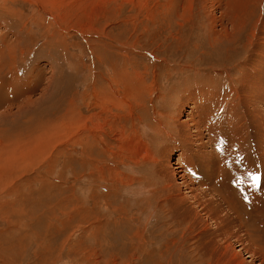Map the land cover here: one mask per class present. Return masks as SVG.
<instances>
[{"label":"rangeland","instance_id":"374dc122","mask_svg":"<svg viewBox=\"0 0 264 264\" xmlns=\"http://www.w3.org/2000/svg\"><path fill=\"white\" fill-rule=\"evenodd\" d=\"M263 83L264 0H0V139L30 148L20 167H0V264L262 263ZM195 89L219 108L218 134L203 127L211 173L187 147L178 159L179 119H202L208 105L195 97L180 115ZM182 160L199 180L218 187L223 174L248 194L252 246L241 229L212 233L183 185L176 202Z\"/></svg>","mask_w":264,"mask_h":264},{"label":"bare ground","instance_id":"6f19581e","mask_svg":"<svg viewBox=\"0 0 264 264\" xmlns=\"http://www.w3.org/2000/svg\"><path fill=\"white\" fill-rule=\"evenodd\" d=\"M5 43V41H4ZM16 45V44H15ZM14 46V45H13ZM11 47V46H8ZM12 48V47H11ZM14 48V47H13ZM13 50V49H12ZM6 61V60H5ZM13 76V75H12ZM19 79V78H17ZM21 79V78H20ZM19 79V80H20ZM10 80V79H9ZM13 81V80H12ZM6 82V81H5ZM16 82V81H15ZM14 82V84H16ZM19 83V82H18ZM20 85V84H19ZM32 85V84H31ZM254 85V86H253ZM264 87V83L261 85ZM7 87V86H6ZM13 87V86H12ZM17 87V86H16ZM242 87H247V88H243V89H247L249 91V94H247L246 98L244 99V104L246 103V105L248 106L249 109H251L252 106H254V98L258 97L259 95H257L255 92L257 90V83H251L250 80L247 79V81L245 80L242 84ZM3 88V87H2ZM10 88V87H9ZM5 89V87H4ZM14 89V88H10ZM1 90V89H0ZM6 90V89H5ZM4 90V91H5ZM8 90V87H7ZM15 90V89H14ZM20 89H18L19 91ZM261 91V89H259ZM17 91V90H16ZM21 91V90H20ZM194 92L190 95H188L187 99L184 101V105H181L180 109H179V113L180 115H190V110L193 109V104H189L190 101H194L195 97H198L200 99H202L203 101H205L206 103H208V105L206 107H204V111L206 113V117L207 119H205V113L202 112V119H193L192 117H187L184 120L179 119V122L182 124L181 127H183V134L181 135V139H183V141H185L186 143H188L187 146L184 147V151L183 152H179V154L184 155L179 158H184L185 157V153L186 152V147L188 149H191L189 151L190 156L192 155V157L195 155L196 157L199 156L200 159L203 160V169L211 171L213 170L210 169V167L216 164V157L214 156L213 150L210 148L209 150H206L204 148H209L210 147V142L207 139L205 133H204V128L203 127H207L208 129V133H212L215 134L217 133V131L219 132L222 127L219 126L220 128H218V126H216L214 124V119H216V115L219 114V108L217 107V104L210 102L212 100V95L213 93H209V97H207L206 95L208 93H203L202 96H199V92L200 89H195L193 90ZM3 92V91H2ZM27 92V90H26ZM24 90V93L27 94ZM10 93V91H9ZM18 93V92H15ZM23 93V92H22ZM8 94V93H7ZM13 94V92L11 93ZM10 94V95H11ZM2 95V94H1ZM28 95V94H27ZM16 96V95H15ZM22 96V95H21ZM21 96H19L20 98H22ZM29 96V95H28ZM206 96V97H205ZM238 96V95H237ZM260 96L262 98H264V91H262V94L260 92ZM8 97V96H7ZM11 97V96H10ZM14 97V96H13ZM16 98H18V95L16 96ZM32 98V97H31ZM30 98V99H31ZM5 99V98H4ZM12 99V98H11ZM10 99V100H11ZM194 99V100H193ZM8 100V101H10ZM6 101V99H5ZM15 101V100H14ZM24 101V100H23ZM32 102V100H30ZM12 102V101H11ZM22 102V101H21ZM27 102V101H26ZM200 102V101H199ZM7 104V102H5ZM204 104V103H203ZM216 105L215 108H212V105ZM235 104V103H234ZM233 105V104H232ZM196 106V105H195ZM192 107V108H191ZM200 107V106H199ZM238 107V104H237ZM195 110V109H194ZM9 109L6 110V112H8ZM255 109H253L251 111V115L252 112H254ZM13 112V111H12ZM5 113V112H4ZM221 114V113H220ZM196 118V117H195ZM211 118V119H210ZM223 120V119H221ZM237 120V119H236ZM235 120V121H236ZM264 120V119H263ZM178 121V119H177ZM213 121V123H212ZM231 122V121H230ZM234 122V121H233ZM218 123V122H217ZM180 124V125H181ZM212 124V125H211ZM238 124V123H237ZM51 125V124H50ZM228 125V124H227ZM231 125V124H230ZM234 127V124H232ZM50 127V126H49ZM230 127V126H229ZM248 127V125L246 126ZM231 128V127H230ZM243 128V127H242ZM249 128V127H248ZM255 128V126H254ZM225 129H228L227 127H225ZM52 130V129H51ZM57 130V128H56ZM230 130V129H229ZM53 131V130H52ZM59 133H63L62 128L58 129ZM54 132V131H53ZM57 132V131H56ZM246 130H243V132L241 131V133H246ZM230 133V132H229ZM255 133L258 135L257 129L255 128ZM218 134V133H217ZM21 135V134H20ZM238 133H236L235 131L231 130V135L229 134V137L231 138V140L227 143L230 148H235L238 146ZM244 136V135H243ZM242 136V137H243ZM8 137V136H7ZM4 136V138H7ZM44 138V137H43ZM59 138V137H58ZM9 139V138H8ZM30 139V138H29ZM46 140H49V138H45ZM44 141L42 140L41 142L36 143L37 144V148H39L38 151H43L45 148L47 149L50 140L49 141ZM56 140V139H55ZM31 141V140H30ZM29 141V142H30ZM40 141V140H39ZM142 141V139H141ZM52 142V141H51ZM2 143V144H1ZM23 143V142H22ZM21 143V144H22ZM192 144V147L189 146V144ZM218 143V142H216ZM264 143V135L262 136V141H260V145L259 148L262 147ZM0 167L1 168H13L15 169V167H20L21 164L15 160L16 158H28L30 156V148L26 149L25 147H18L17 145L14 144L13 140H9L8 142L5 140L3 141V139H0ZM18 144V142H17ZM20 144V145H21ZM24 144V143H23ZM28 144V143H27ZM30 144V143H29ZM214 144V143H213ZM35 146V145H34ZM31 147V146H30ZM33 147V145H32ZM35 147V148H36ZM141 147V146H140ZM213 147V146H212ZM34 148V147H33ZM42 149V150H41ZM140 149V148H139ZM224 150V149H223ZM37 151V153H38ZM46 151V150H45ZM47 152V151H46ZM232 153V150H230V153ZM15 154H21V156H16ZM165 156V155H164ZM168 156V155H167ZM228 155L225 154H221V159L225 162L228 163L227 161ZM20 161V160H19ZM24 161V160H23ZM21 162V161H20ZM183 162V160H182ZM262 164L264 165V160L261 159ZM22 163V162H21ZM229 164V163H228ZM223 165H221L222 167ZM228 166V165H227ZM225 164V167H227ZM229 167V166H228ZM196 168V167H195ZM193 167L192 163H188V165L186 163H182L180 164L178 161V165L176 166V168L174 167V169H172L171 174L174 177V180L177 182L178 179H181L182 184H176V191H178V194H173L174 198L176 199V202H180V203H184L187 201L186 197L184 196V193L181 189V185H183L184 187H186L187 192L189 194V196L196 201V203L199 204V206L201 207V209L204 211L205 215L209 218V220H211L212 222H214L217 226V228L213 231L212 233H216L217 235H224V234H229V232L232 234L236 232V229H241L239 230V232H244L246 237L243 235V237L241 238V242L244 246H250L251 244V239L252 236L250 235L251 233L248 232L249 228V224L246 223L245 219L243 218L242 212H241V207L247 206L250 203V199L248 200V202L245 201V199L249 198L247 193H243L241 192V190L233 183L232 179H234L232 177V179L228 176H225L223 174H216V173H212L213 176H215L216 178H214L212 180L215 181L217 178H221L223 179L220 182V186L216 187L215 183L213 182L212 184L208 181H204V179L201 181L198 178V174L197 171ZM215 168V167H214ZM231 167H229V170ZM235 168V167H234ZM168 169V168H166ZM202 169V168H201ZM219 169V167H218ZM196 171V172H195ZM223 171V170H222ZM228 171V170H227ZM232 171V170H231ZM235 171V170H233ZM218 172V171H216ZM225 172V171H224ZM230 172V171H229ZM167 173V171H166ZM231 173V172H230ZM233 173V172H232ZM210 175V174H209ZM177 179V180H176ZM209 179V178H208ZM210 180V179H209ZM235 180V179H234ZM193 181H198V184H194ZM175 182V183H176ZM174 184V183H173ZM239 186V185H238ZM225 188H228V192L226 194H224V190ZM173 190V189H172ZM227 190V189H226ZM190 198V199H191ZM191 199V200H192ZM190 202V201H189ZM195 203V202H194ZM240 204H243L244 206H241ZM193 209V214L196 213L198 214L197 216H200L201 218H203V216H201L199 211H196L194 207H191ZM252 209V208H251ZM200 210V209H199ZM189 211H192L191 209H189ZM246 211V210H245ZM248 211V210H247ZM253 211V210H251ZM249 214V213H248ZM253 215V214H252ZM251 215V216H252ZM191 217L193 218V215H191ZM245 217V216H244ZM206 218V217H205ZM248 218V217H247ZM253 218V217H252ZM263 218V217H262ZM207 220V218H206ZM204 220V223L207 225V227H209L208 225V221ZM263 220V219H261ZM256 222V221H255ZM213 223V224H214ZM214 226V225H213ZM251 226V225H250ZM249 228V229H248ZM204 229V227H203ZM252 230V229H251ZM235 231V232H233ZM214 233V234H215ZM203 234V233H202ZM207 234V233H206ZM243 234V233H242ZM203 236V235H202ZM226 236V235H225ZM241 236V235H240ZM239 238V237H238ZM251 238V239H250ZM226 239V238H225ZM203 240V239H202ZM240 242V244H241ZM241 246V245H240ZM252 246V245H251ZM229 247V245L227 246ZM241 249H245L243 246H241ZM254 253V252H252ZM237 264H239L238 260L236 262ZM260 264H264V261Z\"/></svg>","mask_w":264,"mask_h":264}]
</instances>
